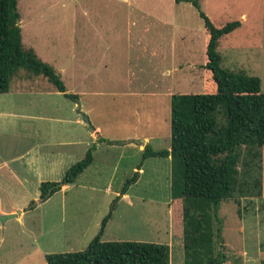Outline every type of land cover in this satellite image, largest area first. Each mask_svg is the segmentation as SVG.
<instances>
[{
  "label": "rangeland",
  "instance_id": "obj_1",
  "mask_svg": "<svg viewBox=\"0 0 264 264\" xmlns=\"http://www.w3.org/2000/svg\"><path fill=\"white\" fill-rule=\"evenodd\" d=\"M198 1L216 24L241 23L220 40L221 67L258 77L264 93V0ZM17 9L24 48L56 70L100 133L45 78L19 70L11 79L0 94V216L16 217L0 221V264H46L47 254L82 251L107 216L102 241L165 244L170 264H184L170 160L136 168L146 143L170 147L171 95L202 92L199 11L174 0H18ZM93 144V163L77 181L41 202L40 183H58ZM45 153L53 167H41ZM246 160L241 191L260 193L238 189L221 204L224 264L264 259V154Z\"/></svg>",
  "mask_w": 264,
  "mask_h": 264
},
{
  "label": "trees",
  "instance_id": "obj_2",
  "mask_svg": "<svg viewBox=\"0 0 264 264\" xmlns=\"http://www.w3.org/2000/svg\"><path fill=\"white\" fill-rule=\"evenodd\" d=\"M190 3L204 21V54L201 70L202 92L176 93L170 97V147L155 150L149 144L141 151L143 162L150 158L169 159L170 197L179 204L175 224L181 227L184 264H224L222 219L219 209L244 187L242 169L251 167L246 157L264 154V93L258 77L243 71L221 67L218 47L221 38L237 30L241 23L216 24L200 12L198 0H174ZM18 0H0V94L10 92L11 79L19 70L45 78L54 89L73 103L78 95L68 93L61 76L43 62L33 49L22 43ZM97 142H106L99 137ZM96 146L71 165L58 183L74 184L92 164ZM137 179L127 180L120 195ZM57 182L40 183V200L45 202L60 188L49 190ZM258 187V186H257ZM256 189V188H255ZM242 193L259 195L260 188ZM252 190V191H251ZM110 216L102 220L98 234L79 252L45 255L46 264H170V248L165 244L131 241H102ZM264 264V259L260 261Z\"/></svg>",
  "mask_w": 264,
  "mask_h": 264
},
{
  "label": "crops",
  "instance_id": "obj_3",
  "mask_svg": "<svg viewBox=\"0 0 264 264\" xmlns=\"http://www.w3.org/2000/svg\"><path fill=\"white\" fill-rule=\"evenodd\" d=\"M28 84H30V83H28ZM41 86V85H40ZM19 88L20 89H24L25 91L26 90H38V89H35L34 87H33V85H23L22 86V84H20V86H19ZM27 88H29V89H27ZM40 91V90H39ZM0 115H3V114H0ZM30 118V117H29ZM54 120V119H53ZM55 121V120H54ZM80 123H82V121H80ZM82 125L84 126V123H82ZM95 131H96V133H100L99 132V128H94V133H95ZM91 133V132H90ZM99 138V137H98ZM98 138H95V139H93V140H95V141H97V139ZM103 138V137H102ZM145 141L143 140L142 141V143H144ZM146 145H147V143H146ZM89 148V147H88ZM96 149H97V147H96ZM86 151H87V149H86ZM85 151V152H86ZM96 151V150H95ZM94 151V152H95ZM47 154V155H46ZM84 155H85V153H84ZM94 155V154H93ZM49 155H48V153H45L43 156H41V167L43 166V167H48V168H50V167H53V164H54V162H52V160H51V158H53V157H48ZM93 163V162H92ZM137 170V169H136ZM47 171V170H46ZM138 172H142V168L138 171ZM42 179H43V177H41ZM54 182V181H53ZM66 187V186H65ZM107 190H108V188H107ZM126 196L125 195H122V197H121V199H123V198H125Z\"/></svg>",
  "mask_w": 264,
  "mask_h": 264
},
{
  "label": "water",
  "instance_id": "obj_4",
  "mask_svg": "<svg viewBox=\"0 0 264 264\" xmlns=\"http://www.w3.org/2000/svg\"><path fill=\"white\" fill-rule=\"evenodd\" d=\"M76 111H77V114L79 115V117L82 119V121L84 122L85 126H87V128L89 129V131L91 133H94V128L91 126L88 118H87V115L85 113H83L81 111V107H80V104L77 102L76 103ZM63 185L61 183H58L56 184L55 186H53L50 190H49V193L53 190V189H57V188H60L62 187ZM122 197V195H120V198ZM16 215L15 214H11V215H5V216H0V221L3 222L7 219H11V218H15Z\"/></svg>",
  "mask_w": 264,
  "mask_h": 264
}]
</instances>
